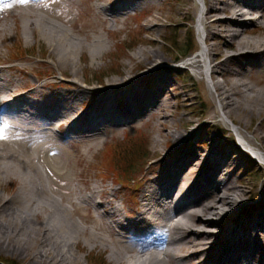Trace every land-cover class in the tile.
<instances>
[{
  "label": "bare ground",
  "instance_id": "bare-ground-1",
  "mask_svg": "<svg viewBox=\"0 0 264 264\" xmlns=\"http://www.w3.org/2000/svg\"><path fill=\"white\" fill-rule=\"evenodd\" d=\"M159 1L117 0L112 9L97 6L96 18L115 21ZM200 1L207 8L197 26L207 46L188 66L209 79L219 101L211 115L222 117L215 124L237 125L231 130L238 139L232 136L226 148L224 141L214 144L219 133L205 136L206 148H186L204 123L171 112L174 100L194 97L189 89L174 92L175 66L157 49L135 52L136 63L146 59L144 72L87 86L73 68L74 55L94 47L93 62L103 57L107 49L97 28L104 19L71 22L59 0H0V22L12 18L39 28L51 41L52 64L65 79L62 86L70 88L31 101L26 90L13 89L14 76H3L6 67L0 65V182L21 184L11 195H0V250L26 256L23 264H82L81 252L96 248L107 251L114 264H264V176L261 198L247 203L254 192L245 189L239 174L256 162L251 151L264 162V0ZM58 19L73 24L74 32L60 29ZM151 115L157 116L154 144L164 152L150 164L137 198L123 199L122 214L116 190L81 179L85 153L56 146L54 131L69 130L76 147L80 140L91 147L107 129ZM42 167L66 185L57 190Z\"/></svg>",
  "mask_w": 264,
  "mask_h": 264
},
{
  "label": "rangeland",
  "instance_id": "rangeland-1",
  "mask_svg": "<svg viewBox=\"0 0 264 264\" xmlns=\"http://www.w3.org/2000/svg\"><path fill=\"white\" fill-rule=\"evenodd\" d=\"M116 1L90 0L87 2L86 0H64L62 3L59 0L58 6L61 10L66 9L67 12L71 13V22L80 21V23H83L87 22L89 18L93 20L104 19L102 17L96 18L97 6L112 9ZM204 8H207V6L200 0H160L159 2L145 3L115 21L105 18L97 28L104 38L103 45L107 49L103 57L93 62L91 51L94 47H84V52L76 51L73 68L80 69V79H85L87 82L86 84L81 80V83L87 86L96 85L99 87L114 79L121 78L124 74H129V71L134 72V74L131 73L133 74L132 76L144 72L147 70L145 67L146 59L136 63L133 57L135 52L141 47L147 50L157 49L166 57L170 65L175 66L174 73L171 76L174 79V84L179 87L174 89V92L177 94L180 90L189 89V93L194 97L191 101L183 100L184 97L174 100L171 112L174 114L180 111L186 114V117L200 118L202 123H204L200 127V134L192 137L186 148L190 150L206 148L208 144L205 136H212L216 133H219V140L214 144L224 141V148L229 147L228 142L232 136L236 141L238 139V135L231 130V128H237V125L232 124L228 120H223L222 126L215 124L218 117L220 119L222 117L220 115L218 117L211 115L213 107L214 109L219 108V101L214 96L209 79L206 75L198 77L196 70L189 67L187 63L195 56L196 51H199L203 46H207L204 38L200 37L197 26L199 14ZM57 21L61 26L60 29L71 33L74 32L73 24L65 23L61 19ZM157 21L158 23L152 25L153 22ZM0 29H2L0 31V65L6 67L2 75L14 76L13 89L26 90V98L31 101L36 99L45 100L47 98L45 92L50 94L54 89L62 92L70 89L62 86L65 79L62 78L61 72L57 71L52 64L50 56L51 41L48 38L46 39L39 28L34 31V29L25 28L24 24L19 21L16 22L12 18H7L0 22ZM46 31L45 29V33H48ZM75 33L77 32L75 31ZM245 34L248 35L247 33ZM80 37L84 39L85 45L89 43L88 40H85L84 34L80 33ZM187 43H189L188 48H190L187 56L191 57L184 61L182 58L186 55L182 54L181 50H187L185 49ZM215 43L219 44L220 41L216 40ZM53 81L57 82V84L54 83L49 85L50 87H43L44 84H49ZM31 83H35V86H30ZM80 105L82 106L79 103L78 107ZM156 118V115L146 116L142 120L122 125V127L109 128L106 130V135L101 137L100 142L91 147H88L87 143H82V140H80V145L76 147V144H74L76 139L72 138L74 135L69 130L64 132L55 129L54 132L57 138L55 143L56 146L61 145L69 150L70 153H73L75 148H80L85 153V158L79 168L81 179L90 178L93 184L98 185L99 189L110 187L116 190L114 201L121 205V212L125 214L123 199L133 202L137 198L134 195L135 191L137 188H141L145 182L144 175L148 171L150 164L164 152L161 149V145L155 146L154 144V139L157 135L155 130V127H157ZM177 123L181 124V121ZM209 125L214 126L210 127L207 132L206 128ZM180 126L183 127V123ZM78 138L82 139V137ZM134 140L144 141H142V150L135 147L140 142L134 144L135 146L133 145L132 141ZM131 148L132 150H130ZM120 149H123L125 154L129 155L128 157L133 155L134 151H136V154H140L142 151L144 155L142 159H138L136 156V168L133 167L131 171H127V173H131L129 178L120 173L116 169V164L112 161L115 151ZM251 155L253 156L254 154ZM3 158L5 159H2V161L7 160V157ZM252 158L256 162L250 166H244L240 169V173L238 172L243 178L245 189L248 192L251 191L250 193L254 192V195L247 203L258 201L262 195L260 192V178L264 176V172H260V165H264V163L259 158ZM127 163L131 164L130 161H127ZM42 171L52 184H56L57 190H61L66 185L56 179L54 174H51L50 169L42 167ZM20 186V183L4 182L2 185L0 182V195L7 197L13 191L16 192ZM54 193L59 195L58 192ZM107 196L113 198L111 191H109ZM98 198L100 199L99 196ZM87 255L88 258L83 261V257H87ZM80 256L82 264H114L110 260L108 252L102 248L86 249L81 252ZM25 257L23 258L19 253L9 250H0V258L7 260L11 264H23L28 260Z\"/></svg>",
  "mask_w": 264,
  "mask_h": 264
},
{
  "label": "trees",
  "instance_id": "trees-1",
  "mask_svg": "<svg viewBox=\"0 0 264 264\" xmlns=\"http://www.w3.org/2000/svg\"><path fill=\"white\" fill-rule=\"evenodd\" d=\"M189 47V43H187L186 44V47H185V49H187V50H181V53L182 54H184V55H187L188 54V49H190V48H188ZM138 138H141V137H138ZM135 141V142H134ZM134 141H132V143H133V145L134 144H136V143H138V142H140L137 146H140V147H137V146H135L137 149H139V150H142L141 148L143 147V145H142V143L144 142L143 140V142L142 141H136V140H134ZM131 143V144H132ZM130 150H132V148L130 149ZM138 150V151H139ZM129 155H126L125 154V152L123 151V149H120L119 151H115V153H114V155H113V163L114 164H116L115 166H116V169L117 170H119L120 171V173H122L125 177H128L129 178V175L131 174V173H127V171L129 170V171H131V169L133 168V167H135L136 168V162H137V159H136V156H137V158L139 159V158H143V152L141 151L140 152V154H136V151H134V154L133 155H131L130 157H128ZM114 157H116V158H114ZM130 159V160H129ZM127 161H130V163L131 164H128L127 163ZM135 161V162H134ZM139 161V160H138ZM114 166V165H113ZM129 180H131V179H129ZM127 182H128V180H127ZM2 262V263H1ZM0 264H11V263H9L7 260H4V259H1L0 258Z\"/></svg>",
  "mask_w": 264,
  "mask_h": 264
}]
</instances>
